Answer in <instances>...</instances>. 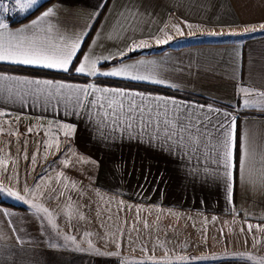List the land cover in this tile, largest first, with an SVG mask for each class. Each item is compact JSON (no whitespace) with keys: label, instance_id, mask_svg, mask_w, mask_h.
I'll return each instance as SVG.
<instances>
[{"label":"crops","instance_id":"crops-1","mask_svg":"<svg viewBox=\"0 0 264 264\" xmlns=\"http://www.w3.org/2000/svg\"><path fill=\"white\" fill-rule=\"evenodd\" d=\"M48 9L54 15L41 19ZM23 11L17 8L2 21L13 31L28 27V34L43 35L49 27L52 34L75 31L82 35V50L89 55H118L133 40L146 42L148 47L132 52L139 55L125 62H144L142 70L155 68L156 78L165 83L103 76L81 80L77 77L84 75L72 70L59 78L33 70L63 71L7 62H0V73L95 83L175 98L193 109L211 105L230 115L238 136L250 137L255 157L249 167L250 183L238 181L229 202L222 181L205 184L187 175L204 166L215 167L209 161L198 163L183 152L169 155L163 143L149 148L129 141L122 130L109 129L110 139L101 140L84 117L67 115L62 107L22 106L0 95V111L7 113L0 122L34 129L21 135L0 134V188L25 197L16 203L6 192L0 193V264H260L264 231L257 226L264 228V106L245 107L241 88L253 90L247 97L253 104L258 100L255 93L264 92V0H45L30 12ZM34 20L38 23L33 27ZM166 34L173 39L156 44ZM218 118L226 126L230 123L223 115ZM62 123L77 129L67 137L71 147L46 148L47 125ZM3 137L11 143L15 158L2 153ZM21 146L31 147L30 152ZM56 157L71 161L79 171L63 180L58 174L55 182L45 178V167ZM27 170L42 178L27 179ZM81 171L87 178L79 176ZM5 173L11 180H1ZM51 186L56 192L50 191ZM33 205L48 211H37ZM90 244L105 255H97ZM236 253H251L257 259L245 261ZM166 254L171 259H163ZM181 256L190 259L179 260Z\"/></svg>","mask_w":264,"mask_h":264},{"label":"snow or ice","instance_id":"snow-or-ice-1","mask_svg":"<svg viewBox=\"0 0 264 264\" xmlns=\"http://www.w3.org/2000/svg\"><path fill=\"white\" fill-rule=\"evenodd\" d=\"M15 2L21 6L23 11L31 9L36 5L37 0H15ZM0 10L9 11L10 9L0 5ZM53 15V9H48L42 14L41 19ZM37 23V20L32 21V26L34 27ZM174 27L179 35H184L179 26ZM261 28H264V24ZM29 31L28 27L15 31L10 30L8 24L0 20V62L63 72L72 70L87 77L103 76L154 84L165 83L163 79L156 78L155 68L142 70L144 62L136 61L133 64L125 62L126 59H131L128 53L148 47L144 41L133 40L128 45L127 51H118V55L112 53L89 55L82 50L84 44L82 35L75 31L68 33L57 30L55 34H52L51 27L43 35L28 34ZM172 39L171 35L166 34L165 38L156 39V44H167ZM241 92L245 97L243 100L245 107L264 106V92L255 93L258 97L256 104L247 98L253 94V90L243 87ZM97 93L102 95L98 96ZM0 95H5L7 100L13 103L19 102L22 106L40 107L44 110L49 107L53 110L62 107L67 115L84 117L89 122L93 133L101 140L110 139L107 135L109 129L112 132L122 130L127 133L129 141L134 140L138 144L146 143L149 148L160 147L163 143L167 145L169 155L174 152L179 155L183 152L186 157L194 156L198 163L201 160L209 161L215 167L204 166L202 169L188 172L187 175L194 181L200 180L205 184L222 181L229 202L232 201L234 186L238 181L245 185L250 183L249 167L255 157V149L250 137L247 134L238 136L236 123L230 115L219 113V110L211 105H200L197 109H193L191 105L178 102L175 98L100 87L95 83L81 85L3 73H0ZM4 115L7 113L0 111V116ZM219 115H223L230 123L226 126L224 121L218 118ZM59 130L65 137H72L77 129L72 124L62 123L59 125ZM0 134L14 135L15 133H6L0 127ZM54 139L58 150L60 141L58 138ZM51 147V143L46 144V148ZM261 159L264 160V155ZM64 163L67 166V161ZM23 190L29 191L26 188ZM5 192L8 196L21 201L25 200L20 192L0 188V193ZM32 195H36V192L33 191ZM33 207L37 211L45 213L48 211L38 205H33ZM145 227H148L147 222H145ZM252 227L248 225L250 232ZM257 227L264 231V228ZM89 246L93 248L91 244ZM93 251L97 255H105L98 249L93 248ZM108 255L116 256L118 253ZM234 255L245 261L257 259L251 253ZM163 259L168 260L171 257L166 254ZM178 259L190 258L181 256ZM260 264H264V259L260 261Z\"/></svg>","mask_w":264,"mask_h":264},{"label":"rangeland","instance_id":"rangeland-1","mask_svg":"<svg viewBox=\"0 0 264 264\" xmlns=\"http://www.w3.org/2000/svg\"><path fill=\"white\" fill-rule=\"evenodd\" d=\"M44 1L45 0H37L36 5H34L31 9H28L29 12H30V10L37 8L39 6V4L43 3ZM0 5H3V7L6 9H10L9 11L0 10V20L4 19L6 16H13L15 14L14 12L17 8L21 9V6L19 4H17L15 2V0H0ZM26 11L27 10H24L23 14H26L28 12V11L27 12ZM47 126H48L47 131H48L50 137H48V139H47L46 138L47 136L44 135L45 136L44 138H46V139H44V144L46 142H48L50 139L49 142L52 144L51 149L53 151H55V150H57V148L55 146V139L54 138H58V136H61L58 138L60 141V147L59 148L62 149V148L71 147V144H72L71 139L69 140V138H67L63 135V132L59 130V125H47ZM0 127H2L4 129V132H16L19 134H20V132H25V133L29 132L28 127H26V126L20 127L19 123H14V124L8 123L6 125L5 124L3 125V122H0ZM21 129H23V130H21ZM33 130H31V131H33ZM44 130L42 132H44ZM34 132H37V131H34ZM10 136H7V137L10 138ZM3 142H5V143L1 144V149L3 150L2 153H4V154L6 153L8 157L16 156V155H14L13 152L10 151L11 150L10 149L11 143L9 142V140L5 139V140H3ZM66 143H68L69 145L66 146ZM20 149L25 150L24 152H26V151L30 152L31 147L29 148L27 146L26 147L21 146ZM4 154H2V155H4ZM17 158H18V156H17ZM63 159H64V157H60V158L56 157V158H54V160L48 162V165L45 167L46 170H44L45 178H49L52 182H55V180H57L56 175H58V174L61 175V173H62V175H61V176H63L62 180H63V178H67V175H69L70 173L72 174L74 171L76 174V171L79 169V166H76V165L74 166L71 161L67 162V166H65V163H64L65 161ZM54 161H55V163H53ZM82 171H81L82 174L79 173V176H81V178H87V174H85ZM37 173H38L37 171H34L33 174L29 170H27L26 172L24 171V175L26 176V178L29 176L30 177L34 176L36 178L40 177V176H38V177L36 176ZM9 174L10 173H8V175H7V173H5L4 175H1V180H3V181L9 180L11 178V176H9ZM81 178L79 180H82ZM27 179H29V178H27ZM53 189L55 191H53ZM56 190H57L56 187L51 186V188H50L51 192H56ZM49 198H50V196H49ZM8 199H10V198H8ZM11 199L13 202L19 203L18 199H16L15 197H11ZM84 206H86V205H83V207Z\"/></svg>","mask_w":264,"mask_h":264},{"label":"trees","instance_id":"trees-1","mask_svg":"<svg viewBox=\"0 0 264 264\" xmlns=\"http://www.w3.org/2000/svg\"><path fill=\"white\" fill-rule=\"evenodd\" d=\"M34 12L35 11L31 12L28 16H30ZM22 19H24V18L16 19V21L18 22V21H20ZM128 55L131 58H133V57H136L137 55H139V53H131V54H128ZM33 71H34V73H38L40 75H52V76H56V77H59V78H66L64 72L63 73L62 72L61 73H56V72H49V71H44V70H40V69H34ZM77 78H79L81 80H86L87 79L86 76H78ZM97 81L102 82V83H106V84L118 85V86H129V85L130 86H135V85L129 84L127 82L117 81V80H112V79H97ZM157 90H159V89H157Z\"/></svg>","mask_w":264,"mask_h":264}]
</instances>
